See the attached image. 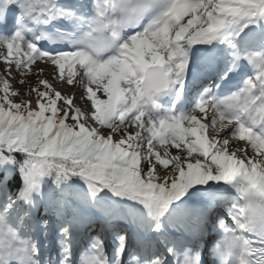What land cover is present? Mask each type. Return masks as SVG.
<instances>
[{
    "label": "snow or ice",
    "instance_id": "6c2138e0",
    "mask_svg": "<svg viewBox=\"0 0 264 264\" xmlns=\"http://www.w3.org/2000/svg\"><path fill=\"white\" fill-rule=\"evenodd\" d=\"M17 20L0 264H264V0H2Z\"/></svg>",
    "mask_w": 264,
    "mask_h": 264
},
{
    "label": "bare ground",
    "instance_id": "6f19581e",
    "mask_svg": "<svg viewBox=\"0 0 264 264\" xmlns=\"http://www.w3.org/2000/svg\"><path fill=\"white\" fill-rule=\"evenodd\" d=\"M38 63H40L41 65H43V62L42 61L41 62H38ZM34 67H35V65H34ZM48 70L50 71L51 69L49 68ZM78 80L79 79H77L76 81H78ZM61 84L62 83L60 81H56L54 86H56L57 88H59ZM33 86H35L34 83H33ZM75 86H76V82H74V84L71 86V88L69 86H67V87L65 86V87H62V89H60V91H62V93H69V92L72 91L73 88H77ZM19 90L21 92H23V93L25 92V90H22V89H19Z\"/></svg>",
    "mask_w": 264,
    "mask_h": 264
},
{
    "label": "rangeland",
    "instance_id": "374dc122",
    "mask_svg": "<svg viewBox=\"0 0 264 264\" xmlns=\"http://www.w3.org/2000/svg\"><path fill=\"white\" fill-rule=\"evenodd\" d=\"M0 51H3V49H0ZM0 68H2V62H0ZM77 79H79V77L76 78V80H77ZM65 86L67 87L66 84H61L60 87L57 88V89L60 90V89H62V87H65ZM14 87H19V86H18V85H14ZM75 87H77V88L79 87V85H78L77 82H76V86H75ZM20 89L25 90V89H23V88H20ZM24 95L27 96V91H26V90H25V92H24ZM76 103H77V104H83V101L77 99ZM33 107H35V105H33ZM209 131H211V130H209ZM171 151H172V153L175 155V154L177 153L178 150H176V149L173 148V149H171Z\"/></svg>",
    "mask_w": 264,
    "mask_h": 264
}]
</instances>
